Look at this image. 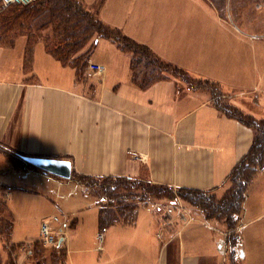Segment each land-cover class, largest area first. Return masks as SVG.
<instances>
[{
	"label": "crops",
	"instance_id": "crops-1",
	"mask_svg": "<svg viewBox=\"0 0 264 264\" xmlns=\"http://www.w3.org/2000/svg\"><path fill=\"white\" fill-rule=\"evenodd\" d=\"M255 1L262 16L248 14L247 21L262 18V30L253 28L252 22L233 29L223 18L217 20V28H209L207 15L186 12L190 0L83 4L104 25L146 45L161 60L218 84L227 104L244 115L264 120V0ZM117 4L120 10L133 6V16H117ZM145 6L146 19L138 14ZM234 12L249 11L235 8ZM41 32L44 36L46 30ZM35 33L39 34L30 56L26 34L0 40V145L5 150L68 159L72 175L128 176L174 192L206 190L218 199L227 194L229 174L251 146L250 126L220 111L205 93L185 87L175 75L168 73L146 87L138 85L132 80L130 54L113 39L94 37L87 64L78 69L50 53L45 36ZM246 46L253 62L244 52ZM89 62L104 68L89 74ZM33 179L61 185L62 191L64 184L74 182L84 198L78 209L91 202L98 206L97 226H90L87 234L78 232L76 217L70 223L60 218L65 224L62 264L231 262V229L179 195L137 204L131 220L112 214L115 219L101 228L100 208L105 205L112 213L115 209L93 188L72 176L63 178L32 165L18 167L0 155V197L12 220L10 240L24 250L17 257L19 264L32 259L39 237L13 241L15 218L9 199L31 189ZM245 187L238 244L246 222L255 213H264V168Z\"/></svg>",
	"mask_w": 264,
	"mask_h": 264
},
{
	"label": "trees",
	"instance_id": "trees-1",
	"mask_svg": "<svg viewBox=\"0 0 264 264\" xmlns=\"http://www.w3.org/2000/svg\"><path fill=\"white\" fill-rule=\"evenodd\" d=\"M43 30H46L45 37L41 32ZM36 31H40L44 37L46 48L50 53L61 62L72 64L78 69L87 64L93 48L94 37L102 36L115 40L121 49L130 54L132 80L142 87L162 78L168 74L169 70L183 71L161 60L146 45L104 25L93 12L82 5L81 0H36L27 5L10 4L0 8L1 41L11 38L14 34H26L28 37L27 56H30L33 41L39 34L35 33ZM218 100L215 101L218 102ZM215 105L229 117L237 118L254 130L251 146L229 174L231 186L227 194L218 199L206 190L181 188L174 192L165 186L128 176L71 174L78 183L93 188L101 198L108 202L107 205L114 207V213L105 205L100 208L99 224L101 228L108 226L115 219L113 215L131 220L137 204L147 202L155 197L160 199L169 197L167 193L172 192L173 196L179 195L202 211L204 215L224 217L227 223L231 222L227 226L231 229L229 240L231 239L232 245L235 244L233 241L238 242L239 235L235 226L238 223V213L242 206L245 186L256 170L264 167V120L244 115L231 105L219 106L216 103ZM6 149L10 152L8 153L9 157L7 156L10 161L26 166L32 165L22 159V155L25 154ZM2 202L5 209L3 214H0V238L10 248L20 247L21 244H15L10 240L12 220L5 212V200L3 199ZM37 241L39 240H36L31 251L34 264H46V258L37 249L40 245V242ZM63 247V244H60L50 249L49 264H62Z\"/></svg>",
	"mask_w": 264,
	"mask_h": 264
},
{
	"label": "rangeland",
	"instance_id": "rangeland-1",
	"mask_svg": "<svg viewBox=\"0 0 264 264\" xmlns=\"http://www.w3.org/2000/svg\"><path fill=\"white\" fill-rule=\"evenodd\" d=\"M90 1L93 0H84L83 3H89ZM254 1L255 0H190L192 5H190L189 8L186 6V12H190L192 15L199 13L207 15L209 28H217L218 19L223 18L230 27H233V29L236 26L239 28L245 27L243 25L244 23L250 24L252 22L251 26L253 28L256 27V30H262L260 21L262 18H253L250 21H247L248 14H255L257 17L262 16L263 10L260 4L254 5ZM257 1L258 0H256L255 3ZM112 2L115 3V1ZM185 2L188 3V0H185ZM83 3L82 5H84ZM120 7L121 6L118 4L114 7L116 9L115 11L117 16H133V12L130 9V7L133 6H126L125 9L122 10L118 9ZM0 8H2L1 5ZM235 8H238L241 12H249L239 15L234 12ZM138 14L146 19L149 14V10L146 6L142 7L138 10ZM21 38L24 39L25 37L21 36ZM37 44L40 45V43ZM244 52L249 56L248 61H251L250 50L247 46ZM168 73V75H175L181 79L185 83V87L200 90L205 93L207 98L210 99L212 103H216L219 106L229 105L227 104L228 97L218 84L210 80L198 78L184 70H169ZM215 100H218V102ZM8 153L10 152L7 149L5 150V148L0 145V155H3L6 161L9 159ZM10 162L13 165L22 167V164L20 163ZM259 170L260 169L256 170V172ZM31 183V189L22 194L15 193L14 196L9 199L10 207L15 218L14 231L12 235L13 241L23 239L32 240L38 238L40 222L42 220L49 219L53 213L57 214L62 220H67L68 223H70L73 217H76L78 220V232H80L81 235L87 234V231L90 230V226H97L98 206L91 202L89 204L85 203L84 206L86 207L78 209V206L82 203L84 198L81 196V193H79L80 191L77 189L76 185H74V182L72 186L64 184V191H62L61 185H52L49 181L47 184L44 180L36 181L33 179ZM167 194L169 197L173 196L172 192H168ZM175 196L170 199H174ZM87 199L88 201H92L89 197H87ZM165 199L162 198V200ZM170 199H167L166 201ZM2 200L3 197H0V214H3L5 209L3 208ZM155 200L157 201V199H151V201ZM255 215L256 216L252 220L246 222L243 230L240 232V244H238L239 241H233V243H235L233 245L231 242L228 244V255L232 257V263L229 262L230 264H264V213L260 215L255 213ZM246 217L247 215L244 216V219H246ZM220 219L225 222L226 227L229 226V223H231H227L224 217ZM237 224L239 225V222ZM238 225H236V232L240 231V225ZM39 244L40 245L37 247L39 253H42L43 256L46 254L45 257L47 256L48 259L49 256L47 254H49L51 250L42 246L41 242ZM22 250V244L20 247L14 246L13 248H10L6 245L3 239L0 238V264H19L17 263V257L20 255ZM29 263H35L33 258L29 260L28 264ZM46 264H49V260L46 261Z\"/></svg>",
	"mask_w": 264,
	"mask_h": 264
},
{
	"label": "built area",
	"instance_id": "built-area-1",
	"mask_svg": "<svg viewBox=\"0 0 264 264\" xmlns=\"http://www.w3.org/2000/svg\"><path fill=\"white\" fill-rule=\"evenodd\" d=\"M36 0H0V5L2 8L10 5V4H22L27 5ZM103 65L99 63H88L89 74L91 73H99L103 70ZM65 224L60 220L59 216L53 214L49 219L42 220L39 227V240L44 246L57 247L61 244V240L63 239V230ZM97 239H102V234L99 233L97 235ZM29 252V251H28ZM27 252V253H28Z\"/></svg>",
	"mask_w": 264,
	"mask_h": 264
},
{
	"label": "water",
	"instance_id": "water-1",
	"mask_svg": "<svg viewBox=\"0 0 264 264\" xmlns=\"http://www.w3.org/2000/svg\"><path fill=\"white\" fill-rule=\"evenodd\" d=\"M22 159L45 172L63 178H69L71 176V162L68 159L26 154L22 155Z\"/></svg>",
	"mask_w": 264,
	"mask_h": 264
}]
</instances>
